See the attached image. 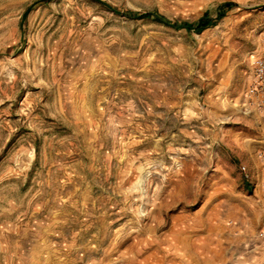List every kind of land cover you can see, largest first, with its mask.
<instances>
[{
    "label": "rangeland",
    "instance_id": "374dc122",
    "mask_svg": "<svg viewBox=\"0 0 264 264\" xmlns=\"http://www.w3.org/2000/svg\"><path fill=\"white\" fill-rule=\"evenodd\" d=\"M35 1L0 0V264H212L240 250L229 238L264 214L239 173L257 177L264 151V110L240 107L264 0H100L178 22L233 4L199 34L91 0L21 20Z\"/></svg>",
    "mask_w": 264,
    "mask_h": 264
},
{
    "label": "built area",
    "instance_id": "2783aa9c",
    "mask_svg": "<svg viewBox=\"0 0 264 264\" xmlns=\"http://www.w3.org/2000/svg\"><path fill=\"white\" fill-rule=\"evenodd\" d=\"M248 62L249 70L240 107L247 112H261L264 110V26L258 33L254 50L250 53ZM256 159L259 164L257 177L253 178L244 166L239 167V173L264 212V151H258ZM254 244L264 247V220L254 234ZM260 264H264V260Z\"/></svg>",
    "mask_w": 264,
    "mask_h": 264
},
{
    "label": "trees",
    "instance_id": "16d2710c",
    "mask_svg": "<svg viewBox=\"0 0 264 264\" xmlns=\"http://www.w3.org/2000/svg\"><path fill=\"white\" fill-rule=\"evenodd\" d=\"M49 0H37L33 2L31 5H29L23 12L21 16V20L24 19L26 14L33 9L34 7L41 5L43 3L48 2ZM98 4L100 7L105 9L106 11H109L113 13L114 15L120 16L122 18H125L127 20H150L154 23L160 24L165 27H169L174 30H184L186 32L192 31L195 34H199L205 29L214 27L219 20H221L225 14L230 11L233 8V4L226 2L222 3L218 6L216 14L214 18H209L206 13H203L200 15L195 21L193 22H178V21H171L163 16L154 13V12H145V13H136L128 10H117L105 2H102L100 0H91Z\"/></svg>",
    "mask_w": 264,
    "mask_h": 264
},
{
    "label": "crops",
    "instance_id": "0c3cea01",
    "mask_svg": "<svg viewBox=\"0 0 264 264\" xmlns=\"http://www.w3.org/2000/svg\"><path fill=\"white\" fill-rule=\"evenodd\" d=\"M261 222L264 220V214H261ZM260 222V220H259ZM254 231H250L244 235L242 239L232 240L229 238V245H236V243H242L238 246H231L228 256L221 250H218L216 254H213L212 264H260L264 260V247H258L254 244ZM237 253L239 256L236 257ZM240 258V259H237ZM205 262V259L203 260Z\"/></svg>",
    "mask_w": 264,
    "mask_h": 264
}]
</instances>
